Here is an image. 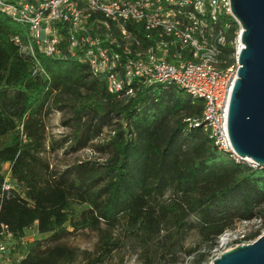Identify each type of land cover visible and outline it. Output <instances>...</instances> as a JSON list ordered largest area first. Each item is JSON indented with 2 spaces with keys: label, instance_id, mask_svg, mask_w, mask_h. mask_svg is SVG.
Here are the masks:
<instances>
[{
  "label": "trees",
  "instance_id": "16d2710c",
  "mask_svg": "<svg viewBox=\"0 0 264 264\" xmlns=\"http://www.w3.org/2000/svg\"><path fill=\"white\" fill-rule=\"evenodd\" d=\"M21 32L0 11V237L37 228L24 264H206L239 221L260 218L248 238L261 234L264 167L237 163L195 126L203 99L164 87L119 97L86 63L40 55L43 74L15 43ZM58 112L60 139L46 124ZM89 148L103 161L61 170L47 158ZM86 230L94 250L67 241Z\"/></svg>",
  "mask_w": 264,
  "mask_h": 264
},
{
  "label": "built area",
  "instance_id": "2783aa9c",
  "mask_svg": "<svg viewBox=\"0 0 264 264\" xmlns=\"http://www.w3.org/2000/svg\"><path fill=\"white\" fill-rule=\"evenodd\" d=\"M0 11L22 26V53L46 74L40 55L86 63L107 91L135 98L146 88H174L205 102L195 126L237 163L228 133L231 94L239 69L242 25L231 0H0ZM36 72V71H35ZM9 167V165H7ZM10 172L7 174L9 178ZM218 245L252 243L260 218L240 221ZM26 236L0 237V264H24ZM219 245V246H220Z\"/></svg>",
  "mask_w": 264,
  "mask_h": 264
},
{
  "label": "water",
  "instance_id": "95a60500",
  "mask_svg": "<svg viewBox=\"0 0 264 264\" xmlns=\"http://www.w3.org/2000/svg\"><path fill=\"white\" fill-rule=\"evenodd\" d=\"M243 31V48L233 86L228 133L235 156L264 167V0H231ZM207 264H264V234L252 243L222 252Z\"/></svg>",
  "mask_w": 264,
  "mask_h": 264
},
{
  "label": "rangeland",
  "instance_id": "374dc122",
  "mask_svg": "<svg viewBox=\"0 0 264 264\" xmlns=\"http://www.w3.org/2000/svg\"><path fill=\"white\" fill-rule=\"evenodd\" d=\"M184 97L186 96V93H183ZM61 120H62V113H54L52 116H50L49 120L47 121V132L50 137L60 139L63 135L68 134L69 130L65 127L61 126ZM12 135H9L7 137H4L1 140V145H9L11 144ZM47 158L51 162V164L57 168V169H65L69 165H73L74 163L78 161H86V160H93L98 159V161L102 162L103 159L99 158V154L95 153L92 148L85 149L81 152L75 153V154H64L62 151H59L56 154H48ZM254 219V218H253ZM246 220H252V219H246ZM240 222V221H239ZM237 223L236 228L237 229H243L240 227L241 223ZM264 232V229L262 230ZM42 236L38 233V230L36 227L29 229L26 232V241H33L35 239H40ZM67 241L75 247H79L81 249H88V250H94L96 248V244L98 241L97 233L93 231H82L78 232L76 235L69 237ZM219 241V240H218ZM217 241V242H218ZM193 243V238L190 240V244ZM220 245V244H219ZM218 243L213 247L211 250V256L208 258L207 263L210 262L211 257L216 254L219 251H222L224 248H226L228 245H220ZM117 259V258H116ZM116 259L113 260L110 264H116ZM124 264H140L137 263L134 257H131L130 254L126 257ZM186 264H190L187 263Z\"/></svg>",
  "mask_w": 264,
  "mask_h": 264
}]
</instances>
